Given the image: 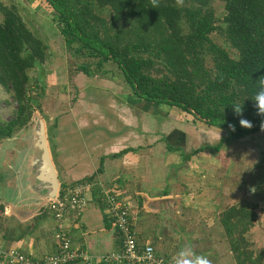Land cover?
Here are the masks:
<instances>
[{
    "label": "trees",
    "instance_id": "16d2710c",
    "mask_svg": "<svg viewBox=\"0 0 264 264\" xmlns=\"http://www.w3.org/2000/svg\"><path fill=\"white\" fill-rule=\"evenodd\" d=\"M221 1L223 18L216 16L212 0H183L179 5L177 0H45L68 49L78 44L77 51L99 58V69L109 61L117 64L134 96L177 107L209 127L228 131L219 144L184 154L186 160L199 151H219L233 140L264 132V117L256 114L251 99L258 78L264 76V0ZM0 13V85L17 104L11 119L0 121L1 140L13 137L29 125L35 110H42V92L33 90L30 70L43 71L50 51L16 5L0 3ZM214 32L235 53L214 41ZM90 66L82 63L78 70L92 76ZM41 77L36 89L44 88ZM233 104L243 105V118L251 121V129L240 126ZM83 182H94V177L71 184ZM65 185L61 181V187ZM258 207L233 204L220 213L236 264H264V248L255 251L247 236L259 222Z\"/></svg>",
    "mask_w": 264,
    "mask_h": 264
},
{
    "label": "crops",
    "instance_id": "0c3cea01",
    "mask_svg": "<svg viewBox=\"0 0 264 264\" xmlns=\"http://www.w3.org/2000/svg\"><path fill=\"white\" fill-rule=\"evenodd\" d=\"M78 114L74 112L72 117L68 113L57 120V127L53 126L51 134V137L57 136L55 144L52 142L58 161L57 164L54 162L57 174L58 167L63 165L67 183L94 177L86 210L79 217L70 214L67 219L74 245L94 254L119 249L120 236L99 191L116 188L131 204V218L141 246L152 243L159 255L172 257L180 247L191 244L197 254H206L209 258L212 239L218 235L213 231L214 225H220L219 206L215 208V203L221 199L220 202L228 205L232 199L225 193L221 198L213 195L216 201L208 200L213 198L210 191L214 186L209 180L211 172L218 166L214 158L216 152L199 151L186 160L184 154L189 151L186 143L192 136L188 138V125L184 120L171 126L170 120L159 117L157 130L144 131L146 135L141 138L138 118L136 121L130 118L121 126L116 118L113 121L117 124L109 120H100L99 124L90 120L91 114L86 116L84 113L79 119ZM64 125L66 128L62 129ZM18 132L0 140V241L8 247L26 249L38 255L55 252L59 246L55 219L47 217L41 206L23 196L11 198V192L6 193L12 181L5 173L10 175L15 171L13 160L20 152L18 140L21 134ZM182 132L185 135L181 136ZM12 141L16 143L15 149L10 146ZM169 145L178 150H169ZM200 147H193V150ZM124 149L127 152L123 156L111 157ZM26 162L23 157L20 164L25 166ZM90 163L95 166L88 170ZM197 176H200V183L196 181ZM14 186L12 183L13 189ZM204 238L210 239L203 243Z\"/></svg>",
    "mask_w": 264,
    "mask_h": 264
},
{
    "label": "rangeland",
    "instance_id": "374dc122",
    "mask_svg": "<svg viewBox=\"0 0 264 264\" xmlns=\"http://www.w3.org/2000/svg\"><path fill=\"white\" fill-rule=\"evenodd\" d=\"M0 3L16 5L28 25L39 37L48 43L50 51L49 57L43 64V71L40 68L30 70L33 90L35 92H42V97L40 98L42 110H35L29 125L19 130L18 133L21 136L18 140L20 142L19 148L17 147L18 149L28 150L30 148L28 136L33 133L34 126L43 120L46 124L52 159L57 164L58 161L54 157L55 148L53 145L56 142L57 136L51 137L52 130L50 131V126L53 127V124L57 120L65 118L68 113H71L72 117H74V112L80 114L77 115L78 119L84 113L87 114L86 116L91 114L90 120L99 124L100 120L104 122L109 120L110 123L115 124L116 122L113 120L116 118L122 126L130 118L134 121L138 118L139 137L141 138L146 135L144 131L157 130L159 117L163 116L165 120H170L171 126L177 125L176 121L178 120H184L188 125V138L192 136L189 138V142L187 140L186 143L188 152H191L193 147L205 144H210V146L219 144L223 136L229 135L227 130L209 127L204 122L195 119L192 114L177 107L165 105L160 107L156 103L134 96L132 89L125 82L123 73L117 64L109 61L104 64L102 69H99L97 66L99 58L90 56L87 51H77L78 44L68 49L59 31L58 24L54 20L52 9L46 4L45 0H0ZM212 5L216 16L223 18L225 14L224 2L212 0ZM2 19L3 15L0 13V20ZM211 36L214 41L235 53L220 33L214 32ZM87 62L91 64L90 69L94 72L92 76H88L78 70V67L82 63ZM39 75L42 77L38 80L40 84L44 85L42 89H36L34 86ZM105 106L109 107L108 110L104 109ZM16 107L17 104L13 100L12 95L0 85V121L11 119ZM75 108L76 111L74 110ZM110 115L115 116L110 117ZM70 121H72V118ZM160 124L162 123L160 122ZM61 128H66V125ZM180 135L183 136L185 134L182 132ZM15 144L12 141V144H10L11 148H14ZM228 145H222L219 151L212 150L216 152L214 158L218 161V166L214 161L213 164L217 166V169L211 172L212 176L209 181L211 186H214V189L210 192H212V197L215 195L218 198H221L225 193L231 195L232 199L228 205L220 202L222 201L221 199L218 200L219 203H215V208L219 206V209H217L219 213L224 208L233 204H259L257 210L259 223L257 222L255 227L248 232L247 236L253 243L252 248L255 251H260L264 248V132H258L254 136L247 135L234 140V142L231 141ZM6 146H9V144ZM15 159L13 160L14 163ZM95 164H88L87 169L91 170ZM13 173L10 175L5 173V175L7 174V177L11 178L10 180L14 184L15 178ZM65 176L62 165L58 167L60 187L61 181L66 182L67 185L70 184L69 182L67 183L68 179ZM197 177L196 181L200 183V176ZM33 180L35 179L33 178ZM12 183L10 188L6 190L8 195L12 192ZM215 196L208 200H215ZM40 209H42L43 214L50 218L51 215L47 210L46 202ZM217 217L220 220V215H217ZM27 225H24V227ZM37 231L38 228H36ZM213 231L218 235L212 239V248L209 249L211 252L209 259L212 264H236L221 222L220 225L215 223ZM205 239H203V243H207V240L210 238ZM204 252L207 253L205 250Z\"/></svg>",
    "mask_w": 264,
    "mask_h": 264
},
{
    "label": "built area",
    "instance_id": "2783aa9c",
    "mask_svg": "<svg viewBox=\"0 0 264 264\" xmlns=\"http://www.w3.org/2000/svg\"><path fill=\"white\" fill-rule=\"evenodd\" d=\"M93 182L66 184L60 187L47 210L56 221L55 237L58 248L42 255L18 247H8L0 241V264H170L172 257L161 256L152 243L141 246L131 218L130 202L116 188L100 191L115 230L120 247L94 254L74 245L67 225L70 214L81 216L89 204V190Z\"/></svg>",
    "mask_w": 264,
    "mask_h": 264
},
{
    "label": "water",
    "instance_id": "95a60500",
    "mask_svg": "<svg viewBox=\"0 0 264 264\" xmlns=\"http://www.w3.org/2000/svg\"><path fill=\"white\" fill-rule=\"evenodd\" d=\"M28 141L30 148L20 150L15 159L13 173L15 186L11 192V198L14 195L23 196L31 203L43 206L45 202L48 203L56 198L60 187L48 143L46 124L43 120L34 126ZM23 157H26L27 161L25 166L20 164Z\"/></svg>",
    "mask_w": 264,
    "mask_h": 264
},
{
    "label": "clouds",
    "instance_id": "9594fccd",
    "mask_svg": "<svg viewBox=\"0 0 264 264\" xmlns=\"http://www.w3.org/2000/svg\"><path fill=\"white\" fill-rule=\"evenodd\" d=\"M155 2V0H154ZM183 0H177V4H182ZM258 89L251 98L254 101L256 114L264 117V76H260L257 80ZM235 115L241 117L239 124L243 128L251 129L253 127L251 121L243 118V105H232ZM261 131H264V122L261 123ZM230 130L235 131L234 125H229ZM220 135V134H219ZM170 264H212L207 255L197 254L193 245L186 244L180 247L172 256Z\"/></svg>",
    "mask_w": 264,
    "mask_h": 264
}]
</instances>
